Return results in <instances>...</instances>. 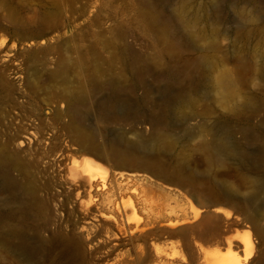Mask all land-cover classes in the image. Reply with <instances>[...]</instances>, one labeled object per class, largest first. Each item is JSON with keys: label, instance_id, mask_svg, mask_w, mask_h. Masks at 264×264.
I'll list each match as a JSON object with an SVG mask.
<instances>
[{"label": "rangeland", "instance_id": "obj_1", "mask_svg": "<svg viewBox=\"0 0 264 264\" xmlns=\"http://www.w3.org/2000/svg\"><path fill=\"white\" fill-rule=\"evenodd\" d=\"M146 2L0 0V152L17 157V165L0 173V229L8 223H25L29 236L35 237L45 223L48 231L44 234L53 231V223H121L109 206L103 204L95 209L67 183V167L62 158L65 150L73 154L71 165L90 164L97 184L113 176L128 183L149 202L159 223H201L206 215L217 218L225 231V241L251 240L255 255L250 264H264V246L255 228L234 205L214 204L206 198L211 193L218 201L241 202L247 195L241 172L231 162H237L236 151L244 140L241 129L264 125V34L254 33L256 27L264 24V0H176V10L181 9L178 13L187 17L183 18L193 29L196 22L208 26L201 31L202 40L189 42L176 56L165 52L161 44L151 46L139 27L140 11L147 7ZM161 4L154 0L155 9L165 20L168 14ZM200 15H204L203 19L196 21ZM95 52L106 56L105 59L112 58L105 67L112 65L115 72L125 75V91L116 99L115 117L111 119L102 116L99 105L111 98L108 89L97 93L89 90L88 105L79 104L74 110L62 100L59 93L65 92L71 83L76 87L78 82H85L80 64H75L69 79L51 76L62 59L73 61ZM137 58H144L143 65L149 62L151 66L144 72L151 105L165 101V88L172 79L179 80L172 84V90L181 86L189 60H202L199 90L169 101L159 125L161 132L173 131L175 141L172 150L160 156L165 174H172L175 166L183 163L184 185L171 182L166 176L134 169L140 163L137 158L123 160L125 166L120 168V159L111 156L104 160L77 152L78 146L74 144L80 139L81 130L95 142L121 145L135 155L143 150L137 142L147 149L154 144L153 125L144 120L149 108H133L141 113L139 117L130 109L146 94L145 86L131 68ZM156 62L163 67L157 68ZM224 70L232 71L240 80L233 103L239 104L245 97L253 100V105L246 106L247 117L239 122L231 120L227 106L219 102L214 92L212 83ZM255 104L261 107L255 110ZM211 129L216 143H212V160L201 148V131ZM137 134L143 136L140 141ZM5 174L16 181L14 186L5 180ZM31 199L37 201L36 209L19 214V206ZM252 205L255 211L264 212V192L254 196ZM130 217L132 223H137L143 215L136 212ZM261 224L264 226V219ZM193 235V230L187 231L180 236V243ZM156 241L165 248V234ZM170 242L167 244L171 245ZM202 247L203 256L231 253L222 243ZM3 248L0 243V264H18L1 251ZM203 261L204 258L200 259V263Z\"/></svg>", "mask_w": 264, "mask_h": 264}, {"label": "bare ground", "instance_id": "obj_2", "mask_svg": "<svg viewBox=\"0 0 264 264\" xmlns=\"http://www.w3.org/2000/svg\"><path fill=\"white\" fill-rule=\"evenodd\" d=\"M146 1L147 7L140 11L139 27L150 40L151 46L161 44L165 46V52H172L176 56L189 42L196 43L203 39L201 31L208 28L207 24L196 22L193 29L185 21L187 17L183 16L184 19L178 13L181 9L176 10L180 1L176 3V0H159L162 3V9L165 7L168 14L165 20L155 9L154 0ZM203 17L204 15L198 16L196 21L202 20ZM214 18H216L215 13L212 14V19ZM254 33L264 34V24L256 27ZM105 57L95 52L88 56L83 54L73 61L62 59L57 69L51 74L55 78L69 79L75 64H80L83 68L85 82H78L76 87L70 82L67 90L59 93L72 110L79 104L88 105L90 91L97 93L108 89L111 98L99 102V105L104 118L115 117V102L125 91L126 80H124V74L112 69V65L105 67V64L112 60L111 57L108 59ZM143 59L137 58V63L131 68L135 69L140 84L145 86L146 94L142 101L135 102L130 109L135 116L139 117L141 113L134 112L133 108H149L144 120L153 125L151 138L154 139V144L147 149L141 142H137L143 150L140 155H135L121 145L106 146L95 142L85 130L80 131L82 135L74 144L78 146L77 152L93 154L104 160H109L111 156L118 161L120 159L118 164L120 168L125 166L123 160L137 158L140 163L134 169L166 176L169 181L184 185L186 184L184 179L186 167L183 163L176 165L172 174H165V163L160 161V156L172 150L175 141L173 131L161 132L159 125L166 115L169 101H176L199 90L203 73L202 60H189L186 64L187 76L181 86L177 90H172V84L179 82L172 79L165 88V101L151 105L149 102L151 91L146 88L144 77V72H147L151 66L149 62L146 66L143 65ZM146 59L149 61V58ZM155 66L163 67L159 62H156ZM171 77L176 78L174 74ZM239 84L240 80L230 70H224L212 83L219 102L227 106L228 114L235 122L246 118L248 115L246 106L253 105L250 97H245L239 104L233 103ZM254 107L258 110L261 104H255ZM212 131V129L201 131L203 136L201 148L211 160L214 158L212 143L216 145ZM241 131L244 140L236 151L237 162H231V164L241 172L242 183L247 186L246 197L241 202L233 199L218 201L211 193H207L206 198L214 204L223 202L234 205L243 219L255 228L256 235L264 246V226L261 224L264 212L255 211L252 205L254 196L264 192V125L245 126ZM210 136H213V139H210ZM137 137L139 141L143 138L141 134H137ZM251 148L255 150L251 151ZM217 149L219 150L218 146ZM72 157L73 154L65 150L62 152L63 163L68 173L67 183L77 191L78 197L88 199V205L95 209L103 204L109 206L121 223H110L109 226L104 223H53V231L50 234H44V231H48L46 227L48 223H45L35 237L29 236L25 223H8L3 230L0 229V237H2L0 243L4 247L1 251L7 257H13L18 264H250L254 259L255 244L251 240H245L243 243L233 240L225 241L223 239L225 231L220 227L217 218L206 215L201 223H159L149 202L135 193L128 183L123 184L117 180L116 176H113L112 179L99 185L95 182L94 171L90 164L71 165L69 161ZM15 165H17L16 155L0 152V173L6 167L13 168ZM5 175V180L11 187L14 186L16 181ZM199 196H201L200 193ZM36 204L37 201L33 199L25 201L19 206L18 213H29L36 209ZM136 212H141L143 218L137 223H132L130 214ZM189 230H193L194 235L180 243V236H185ZM164 234L165 248L156 241ZM169 241L171 245L167 244ZM212 243L226 244L231 253L203 256L202 246ZM202 258L204 261L200 263Z\"/></svg>", "mask_w": 264, "mask_h": 264}]
</instances>
